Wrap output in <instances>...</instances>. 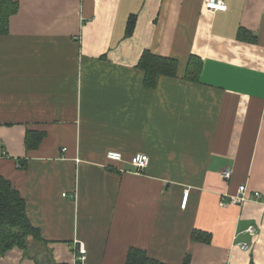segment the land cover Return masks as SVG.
I'll return each instance as SVG.
<instances>
[{
	"label": "crops",
	"instance_id": "0c3cea01",
	"mask_svg": "<svg viewBox=\"0 0 264 264\" xmlns=\"http://www.w3.org/2000/svg\"><path fill=\"white\" fill-rule=\"evenodd\" d=\"M16 1L0 35V176L54 263L76 264L77 243L81 264H125L129 249L264 264V0L215 13L204 0ZM145 54L175 75L147 88ZM28 132L42 135L32 148ZM241 185L260 199L228 205ZM0 264L35 263L13 248Z\"/></svg>",
	"mask_w": 264,
	"mask_h": 264
},
{
	"label": "trees",
	"instance_id": "16d2710c",
	"mask_svg": "<svg viewBox=\"0 0 264 264\" xmlns=\"http://www.w3.org/2000/svg\"><path fill=\"white\" fill-rule=\"evenodd\" d=\"M18 11L16 0H0V35L8 32V23L12 15ZM132 30V22H128L127 31ZM145 72L144 85L147 88H155L160 76L173 77L175 75L176 63L174 60L161 58L149 54L142 56L138 64ZM197 70H193L192 75L188 74V79H195ZM27 147L35 146L42 135L37 132H28ZM22 167V162L19 163ZM45 246L39 250L41 254L34 255L28 249V240ZM42 240L40 232L35 229L27 218L26 204L19 192L12 186L9 180L0 176V258L13 248L23 251L24 258L33 261L35 264H55L50 251ZM190 263V255H185L183 264ZM79 264V263H76ZM125 264H163L152 260L138 249H129L126 255ZM253 264V263H251Z\"/></svg>",
	"mask_w": 264,
	"mask_h": 264
},
{
	"label": "built area",
	"instance_id": "2783aa9c",
	"mask_svg": "<svg viewBox=\"0 0 264 264\" xmlns=\"http://www.w3.org/2000/svg\"><path fill=\"white\" fill-rule=\"evenodd\" d=\"M204 7L209 12H225L227 10V5L225 3V0H204ZM65 151V149H63ZM106 158L110 162H121L123 161V157L120 153L117 152H108L106 154ZM128 164L134 169L135 173H141L143 172L149 164V158L145 154H137L131 157L129 161H127ZM233 171L231 169H224L222 172V176L225 181H229L232 177ZM188 193L185 192L183 196V203L182 206H185L186 199H187ZM257 200L260 199V194L258 192H251L247 189L246 186L241 185L238 186L236 194L230 198L228 201V205H237L238 203H244L248 200ZM250 232H252V229H249ZM242 249H246V245L241 246ZM74 262L81 264L86 257L85 250L82 245L75 243L74 248Z\"/></svg>",
	"mask_w": 264,
	"mask_h": 264
}]
</instances>
